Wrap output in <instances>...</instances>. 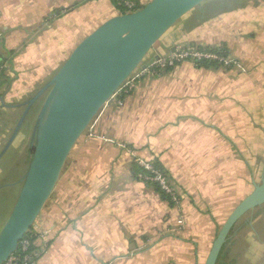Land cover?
<instances>
[{"label":"crops","instance_id":"1","mask_svg":"<svg viewBox=\"0 0 264 264\" xmlns=\"http://www.w3.org/2000/svg\"><path fill=\"white\" fill-rule=\"evenodd\" d=\"M214 1L178 20L143 63L196 44L225 46L238 64L182 62L113 96L74 145L36 220L45 246L37 264H205L220 228L264 172V6L217 13ZM122 13L114 0H0V56L8 64L0 152L24 104L86 36ZM44 97L30 109L29 130ZM138 157L162 165L179 203L138 177Z\"/></svg>","mask_w":264,"mask_h":264},{"label":"water","instance_id":"2","mask_svg":"<svg viewBox=\"0 0 264 264\" xmlns=\"http://www.w3.org/2000/svg\"><path fill=\"white\" fill-rule=\"evenodd\" d=\"M206 0H152L113 16L86 36L51 80L27 102L0 159L18 135L30 109L43 96L33 133L32 156L19 180L15 203L0 229V264L18 249L57 185L80 136L100 109L143 63L155 43ZM264 204V172L254 189L220 228L205 264H218L236 224Z\"/></svg>","mask_w":264,"mask_h":264},{"label":"built area","instance_id":"3","mask_svg":"<svg viewBox=\"0 0 264 264\" xmlns=\"http://www.w3.org/2000/svg\"><path fill=\"white\" fill-rule=\"evenodd\" d=\"M123 7L125 13L133 12L143 5L138 0H117ZM223 47H205L196 44L178 45L166 56L155 58L151 63L144 65L142 63L123 83L119 90L113 95H125L130 93L137 85L138 80L143 74L157 75L169 68H173L182 62H192L195 65L211 62L219 66L229 67L238 64V61L231 58ZM144 65V67H142ZM7 62H4L0 56V75L7 69ZM112 96V97H113ZM120 101V99L118 100ZM138 167V177L145 183L158 189L165 197L174 203H179L180 192L175 185L172 177L159 167L153 160L136 158ZM28 233H31L28 235ZM40 232L38 231L36 221L32 228L25 234L19 243L18 249L13 252L4 264H37L38 259L45 249V246L38 245ZM260 264H264V258Z\"/></svg>","mask_w":264,"mask_h":264},{"label":"trees","instance_id":"4","mask_svg":"<svg viewBox=\"0 0 264 264\" xmlns=\"http://www.w3.org/2000/svg\"><path fill=\"white\" fill-rule=\"evenodd\" d=\"M262 0H216L212 5V11L215 10L217 13L224 12L228 9H233L237 7H243L252 4H257ZM115 4L121 9L123 13L125 10L118 4L117 0H114ZM223 49L226 50L225 46H222ZM222 49V51H224ZM210 65H218L214 62H204L203 64H199L197 66H210ZM174 68V67H173ZM171 69V68H169ZM4 74V73H3ZM2 74V75H3ZM0 75V80L3 79ZM1 84V83H0ZM29 154L26 155L25 160L23 158L22 161L16 167V172L24 169L27 170V167L30 163L31 156H32V147L29 149ZM156 165L159 167L162 165L158 161H154ZM163 168V167H162ZM164 169V168H163ZM9 175H12L11 173ZM13 177V176H12ZM263 228H260L262 227ZM249 229L252 233L251 240L249 238L248 231ZM31 233H28L30 235ZM258 240V243L263 246V250L260 248H254L253 250V242L254 240ZM248 240V241H247ZM247 241V242H246ZM260 253L258 254V252ZM264 255V212L261 209H256L252 217L247 216L243 218L238 224L235 225L231 232V236L224 246L222 254L220 256L218 264H260Z\"/></svg>","mask_w":264,"mask_h":264},{"label":"rangeland","instance_id":"5","mask_svg":"<svg viewBox=\"0 0 264 264\" xmlns=\"http://www.w3.org/2000/svg\"><path fill=\"white\" fill-rule=\"evenodd\" d=\"M255 5H259V6L263 5L264 6V0H262L261 2H259L257 4L250 3V6H255ZM23 107H24V111H25V109L27 108V103L24 104ZM31 112L32 111H30L28 113V117L26 119V123H25L24 128L22 129V127H23V125H22L18 135L16 136L15 140L13 141V143L16 142L17 145L13 146V143H12V145L9 147V149L5 152V154L0 159V215H1L0 216V224L1 225L3 224L2 222H4V219L7 217L8 212L10 213V211H11V209L15 203V200H16L18 193H19V190H20V184L18 182L21 179V177L24 175V173L26 172V171H24V169L22 170V168H20L21 171L16 172V167H18V164L20 163V161H22L23 158L26 157L27 154H29V152H30L29 149L32 147L31 143L33 141L34 130L32 131V130H29V128H28L29 123L32 122V120L29 121V117L34 114L33 113L34 111L32 113ZM21 130H22V132H21ZM10 137H11V135H10ZM10 137H8V138L10 139ZM257 154L261 158L262 153H259V151H258ZM24 160H25V158H24ZM18 172H21L22 176L17 180V179H15V177L18 174ZM10 173L12 175H9ZM246 231H248V234L250 235L249 238L251 240L253 232H251L249 229H246ZM255 247L258 249L261 247V244L258 243V240H256V239L253 242V247L251 250H253ZM260 250H263V246L260 248ZM259 253H260V251L258 252V254Z\"/></svg>","mask_w":264,"mask_h":264},{"label":"flooded vegetation","instance_id":"6","mask_svg":"<svg viewBox=\"0 0 264 264\" xmlns=\"http://www.w3.org/2000/svg\"><path fill=\"white\" fill-rule=\"evenodd\" d=\"M258 209H261V211H263V212H264V204H263L262 206L258 207V208H257V210H258ZM260 228H263V226H262V227H260Z\"/></svg>","mask_w":264,"mask_h":264}]
</instances>
